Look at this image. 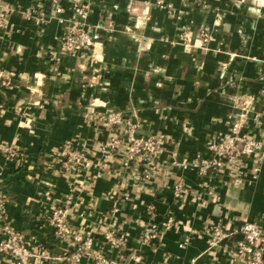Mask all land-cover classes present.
<instances>
[{"label":"crops","instance_id":"0c3cea01","mask_svg":"<svg viewBox=\"0 0 264 264\" xmlns=\"http://www.w3.org/2000/svg\"><path fill=\"white\" fill-rule=\"evenodd\" d=\"M164 1L171 12L156 0H91L99 39L90 53L68 55L49 3L0 0L11 9L0 28V143L19 153L0 152L2 213L33 249L50 248L49 264H68L60 257L76 248L47 222L68 202L72 231L91 234L93 252L116 264H246L231 239L211 246L210 233L264 216V149L204 176L192 164L229 134L244 103L245 133L264 140V0ZM64 6L70 17L69 0ZM33 7L49 20L26 15ZM109 109L130 118L138 136L155 137L159 153L106 155L112 133L101 117ZM66 143L84 151L81 169L63 171L52 157ZM151 225L159 235L147 244ZM111 229L124 246L108 241ZM0 264H8L1 254Z\"/></svg>","mask_w":264,"mask_h":264},{"label":"built area","instance_id":"2783aa9c","mask_svg":"<svg viewBox=\"0 0 264 264\" xmlns=\"http://www.w3.org/2000/svg\"><path fill=\"white\" fill-rule=\"evenodd\" d=\"M42 3H49L52 8L50 19H56L64 25L59 37L60 53L68 55L90 53L99 39L95 27L90 25L88 18L91 11V0H69L70 17H65L66 8L64 0H39ZM158 7L171 12V6L165 4L164 0H156ZM11 9L0 6V28H6L9 24ZM26 15L33 17L41 23L47 22L42 7H33ZM202 41H207L208 33H201ZM4 79L0 71V80ZM264 98V90L262 91ZM253 101V98L250 99ZM251 105V104H250ZM250 105L244 103L239 106V111L232 123L229 134L218 143L209 146L211 155L199 157L192 164L200 176L211 171H219L226 164L245 159L260 153L264 149V140L255 138L245 133L244 129L250 113ZM93 115H90V119ZM105 127L112 133L103 145V152L110 156L124 148L129 160L137 159L143 154L155 156L159 153V144L155 137L145 138L138 136V130L130 118H127L121 111L106 110L102 115ZM0 152L7 159L19 157L18 151L10 146L0 143ZM63 171L81 169L85 162V153L76 149L71 143H66L53 154ZM184 183L179 180L174 185V193L179 197L184 192ZM6 197L0 191V254L4 255L8 264H49L51 259L50 248L42 251L33 249L26 240L25 234L8 224L2 213ZM69 202L62 206L54 207L47 217V222L54 229L55 236L61 240L72 237L76 248L69 257L60 259L66 260L68 264H81L83 259L90 257L92 264H116L115 261L102 254L94 253V237L90 234L83 235L72 231ZM264 216L254 221H246L237 229H228L217 224L211 229L210 245L214 246L223 240H232L235 254L246 264H264ZM165 227L170 226V220L163 223ZM159 235L156 225H151L145 230L142 237L144 243L153 242ZM108 241L113 247L120 248L125 245V238L116 230L111 229L106 233ZM190 241L185 236L180 247H185ZM36 259H39L36 262Z\"/></svg>","mask_w":264,"mask_h":264},{"label":"trees","instance_id":"16d2710c","mask_svg":"<svg viewBox=\"0 0 264 264\" xmlns=\"http://www.w3.org/2000/svg\"><path fill=\"white\" fill-rule=\"evenodd\" d=\"M1 81V80H0Z\"/></svg>","mask_w":264,"mask_h":264}]
</instances>
